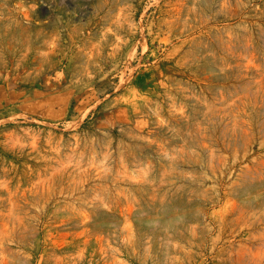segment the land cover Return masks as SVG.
I'll return each instance as SVG.
<instances>
[{
	"label": "rangeland",
	"instance_id": "obj_1",
	"mask_svg": "<svg viewBox=\"0 0 264 264\" xmlns=\"http://www.w3.org/2000/svg\"><path fill=\"white\" fill-rule=\"evenodd\" d=\"M0 264H264V0H0Z\"/></svg>",
	"mask_w": 264,
	"mask_h": 264
}]
</instances>
